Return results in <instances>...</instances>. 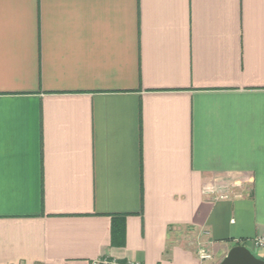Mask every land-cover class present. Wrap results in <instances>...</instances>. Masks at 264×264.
<instances>
[{
    "label": "crops",
    "instance_id": "obj_1",
    "mask_svg": "<svg viewBox=\"0 0 264 264\" xmlns=\"http://www.w3.org/2000/svg\"><path fill=\"white\" fill-rule=\"evenodd\" d=\"M261 235L264 0H0V264Z\"/></svg>",
    "mask_w": 264,
    "mask_h": 264
},
{
    "label": "water",
    "instance_id": "obj_2",
    "mask_svg": "<svg viewBox=\"0 0 264 264\" xmlns=\"http://www.w3.org/2000/svg\"><path fill=\"white\" fill-rule=\"evenodd\" d=\"M219 264H264V258L245 245H235Z\"/></svg>",
    "mask_w": 264,
    "mask_h": 264
},
{
    "label": "built area",
    "instance_id": "obj_3",
    "mask_svg": "<svg viewBox=\"0 0 264 264\" xmlns=\"http://www.w3.org/2000/svg\"><path fill=\"white\" fill-rule=\"evenodd\" d=\"M245 245L249 247L252 251L264 255V235L257 236L247 240ZM198 256L201 259L206 260L212 258L213 255L211 251H209L206 247L202 246L198 250ZM94 264H122V263L108 259H100L98 261H95ZM127 264H139V263L128 262Z\"/></svg>",
    "mask_w": 264,
    "mask_h": 264
},
{
    "label": "trees",
    "instance_id": "obj_4",
    "mask_svg": "<svg viewBox=\"0 0 264 264\" xmlns=\"http://www.w3.org/2000/svg\"><path fill=\"white\" fill-rule=\"evenodd\" d=\"M112 234H113L114 243H119V244L123 243L124 242V225H123V223L114 220Z\"/></svg>",
    "mask_w": 264,
    "mask_h": 264
},
{
    "label": "rangeland",
    "instance_id": "obj_5",
    "mask_svg": "<svg viewBox=\"0 0 264 264\" xmlns=\"http://www.w3.org/2000/svg\"><path fill=\"white\" fill-rule=\"evenodd\" d=\"M256 255H258L260 258H264V255L263 254H258L256 253L255 251H253Z\"/></svg>",
    "mask_w": 264,
    "mask_h": 264
}]
</instances>
